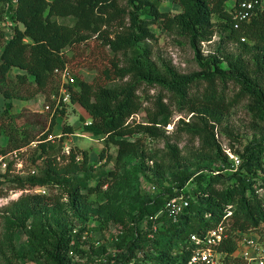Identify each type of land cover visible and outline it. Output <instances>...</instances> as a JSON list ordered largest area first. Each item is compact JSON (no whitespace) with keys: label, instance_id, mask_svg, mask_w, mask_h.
<instances>
[{"label":"trees","instance_id":"trees-1","mask_svg":"<svg viewBox=\"0 0 264 264\" xmlns=\"http://www.w3.org/2000/svg\"><path fill=\"white\" fill-rule=\"evenodd\" d=\"M161 1L0 0V22L6 19L9 26L4 41L0 33V96L5 101L0 112V135L5 139L0 155L34 142L28 158L33 175H9L11 163L0 173V187L28 192L0 215L4 241L19 264H188L195 249L190 236L222 225L228 237L217 250L229 255L235 239L264 224V134L234 152L239 158L234 167L207 120L221 119L246 98L252 121L264 125V0H170L178 9L173 14L159 12ZM246 3L251 4L250 15L239 21ZM153 26L185 41L199 72L180 75L169 65L155 66L147 45L154 40ZM214 35L220 56L202 59L199 45ZM222 42L235 44L237 52L221 54ZM64 68L73 77L67 106H78L88 116L90 123L82 131L102 143L97 162L113 165L104 173L92 174L87 152L71 149L60 154L59 147L49 143L51 128L65 108L51 117L48 130L39 122L18 125L20 115L11 111L14 96L5 87L9 78L36 91L47 89L48 100L58 88L54 71ZM81 68L92 76L85 79L73 73ZM229 84L237 88L236 94L229 95ZM146 88L158 89L151 110L143 122H129L141 110L138 91ZM173 112L191 114L188 122L178 120L176 127L198 141L193 163L166 143V162L157 163L146 146V141L163 138L162 129ZM71 133L69 125L61 126L59 140ZM128 160L136 163L139 173L150 171L161 187L160 196L146 200L139 194L137 179L123 173ZM148 162L153 166L149 168ZM89 179H94L92 184ZM121 183L125 185L121 204L132 208L124 214L115 207L113 214L130 222L131 229L113 236L116 251L97 263L89 258L81 262L75 240L81 230H95L86 228L87 212L99 213L92 206H99L98 200L116 192ZM39 188L63 191L29 193ZM62 195L65 211L80 226L77 231L62 218L49 216L60 207ZM179 196L187 200V207L171 220L164 204ZM143 218L147 227L140 229ZM21 235L25 240L15 248Z\"/></svg>","mask_w":264,"mask_h":264},{"label":"rangeland","instance_id":"rangeland-1","mask_svg":"<svg viewBox=\"0 0 264 264\" xmlns=\"http://www.w3.org/2000/svg\"><path fill=\"white\" fill-rule=\"evenodd\" d=\"M159 12H168L173 14L178 11L177 7L171 4L170 0H162L159 7ZM154 32V40L147 42L149 46L151 58L150 60L158 66L160 63L169 65L176 73L180 75H189L199 72V67L194 61L192 51L188 47L185 41L175 37L172 33L152 27ZM0 33H2V40L4 41L9 35V26L6 19L0 22ZM221 54H234L237 52L236 45L229 42H222ZM219 44L218 37L214 35L209 42L201 43L199 45V55L202 59L218 58L220 55L216 52V48ZM246 57H243L245 59ZM224 67V64H221ZM86 68V67H85ZM85 68L74 69L73 73H80L85 79H89L93 72L86 70ZM13 73H19L18 70H12ZM11 91L14 98L10 101L12 113H17L20 118L17 119L18 125L22 122L34 123L39 122L43 124V129L48 130L51 116L43 110L45 105H48L47 89L43 91H36L30 86H19L14 83L12 78H9L5 86ZM264 92V82L261 86ZM229 95L237 93V88L231 84L228 85ZM158 93L157 88H146L144 91H138V96L141 101V110L132 117L129 118V122H143L146 111L151 110V103ZM5 101L0 96V112L2 105ZM249 100L242 98L238 101L237 105L224 117L218 120L208 121L213 125L214 138L219 143V146L225 154L227 160L231 161L230 156L239 158L234 152H241L242 145L247 143L253 137H257L264 134V125H256L252 121L247 111V104ZM78 107V106H77ZM190 115L186 112L175 113L173 112L169 118V123L162 129L163 138L156 141H146V146L151 154L156 156L157 163L166 162V150L164 144L174 145L177 149L179 156L184 158V161L190 163L195 162L194 154L198 150V141L195 138H190L186 134L177 131V121L182 120L188 122ZM90 123L88 116L79 107L73 108V105L66 106L64 115L58 117L55 124L50 131V144L54 149L59 147V153L67 155L69 150L85 151L88 155V161L93 165L92 174H101L112 169V163H105L104 160L97 162V153L102 147V143L99 138L91 137L90 134L82 131V128ZM63 125H69L72 128V133L60 137V128ZM233 138L240 139L236 141ZM5 143V139L0 135V147ZM30 147L26 151L22 152L18 156V163L12 164L8 174L12 176L25 177L28 169L31 167L28 158L31 153ZM109 154L114 156V149L109 148ZM8 159H6L7 161ZM19 164V167L17 166ZM147 166L150 168L153 166L152 162H148ZM136 163L133 160H128V166L123 173L130 179L135 177L138 183L139 194L146 200H152L153 198L160 196L161 187L158 185L149 170H145L144 174L139 173L136 169ZM4 171H0L3 173ZM122 173V171L120 172ZM94 179H89L88 184H92ZM162 186L165 187L166 183L163 182ZM187 188V187H186ZM63 189L45 190V195H52L55 192H61ZM105 191V190H104ZM125 191V185L120 184L117 191L105 197L99 201L97 207L99 213L87 212L86 228L95 229L87 231V229L81 230L80 235L75 240V244L78 248L77 257L82 262L85 258H89L92 262L97 263L102 256L108 253H112L115 250L113 245V236L121 234L122 230H130L131 224L126 219H120V217L113 214L115 207H118L121 213H128L132 208L126 205L124 202L121 204L123 193ZM28 193L27 191H19L13 189H7L6 186L0 187V215L4 213V210L9 208L12 203L16 202L22 195ZM32 193V192H29ZM108 194V193H107ZM122 196V197H121ZM89 200L97 204L94 197H90ZM65 202V196L62 195L60 199V207L55 210L51 215L53 219L62 218L69 226H73V231L79 230L80 226L76 222L75 218L65 211L63 203ZM134 212V210L132 209ZM121 220V221H120ZM147 218H143L139 223L140 229H145ZM6 235L3 231L2 224L0 223V264H19V261H15L11 258V248L4 241ZM25 240V236L21 235L19 242L14 243L15 248L20 246ZM20 244V245H19ZM74 260H78L75 259ZM30 264V263H24Z\"/></svg>","mask_w":264,"mask_h":264},{"label":"built area","instance_id":"built-area-1","mask_svg":"<svg viewBox=\"0 0 264 264\" xmlns=\"http://www.w3.org/2000/svg\"><path fill=\"white\" fill-rule=\"evenodd\" d=\"M242 6L243 10L238 14L239 21L248 19L250 15L251 4L246 3ZM234 28H236V25H234ZM54 74L58 79L57 92L55 95L49 96L48 105L43 107V110L51 117L58 115L62 108H66L69 102V87L73 84V77L66 68L54 71ZM30 147H34V142L17 151L0 155V171H5L8 163H11V165L18 163L19 154ZM6 159L8 160L6 161ZM230 159L232 165L237 167L239 161L232 156H230ZM17 166L19 167V164ZM33 174L34 169H28L26 175ZM31 192L40 195L45 194V190L42 188ZM186 207L187 200L181 196L170 198L164 204V209L171 220H174ZM227 237V232L222 225H218L199 236H190L189 240L195 246V249L191 253L188 264H235L236 262L239 264H264V224H261L257 230L243 233L235 239L234 251L229 255L220 253L217 250V247ZM226 257L228 260L225 259Z\"/></svg>","mask_w":264,"mask_h":264},{"label":"crops","instance_id":"crops-1","mask_svg":"<svg viewBox=\"0 0 264 264\" xmlns=\"http://www.w3.org/2000/svg\"><path fill=\"white\" fill-rule=\"evenodd\" d=\"M75 107H76V109L78 108L77 106H73L74 109H75Z\"/></svg>","mask_w":264,"mask_h":264}]
</instances>
